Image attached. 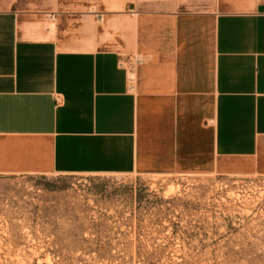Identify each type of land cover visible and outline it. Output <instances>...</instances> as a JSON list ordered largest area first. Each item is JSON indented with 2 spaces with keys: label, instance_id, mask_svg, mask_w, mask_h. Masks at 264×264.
I'll use <instances>...</instances> for the list:
<instances>
[{
  "label": "crops",
  "instance_id": "crops-1",
  "mask_svg": "<svg viewBox=\"0 0 264 264\" xmlns=\"http://www.w3.org/2000/svg\"><path fill=\"white\" fill-rule=\"evenodd\" d=\"M221 1L102 0L51 35L0 8V177L264 175V0Z\"/></svg>",
  "mask_w": 264,
  "mask_h": 264
},
{
  "label": "rangeland",
  "instance_id": "rangeland-1",
  "mask_svg": "<svg viewBox=\"0 0 264 264\" xmlns=\"http://www.w3.org/2000/svg\"><path fill=\"white\" fill-rule=\"evenodd\" d=\"M101 2L0 0V8L51 35ZM122 2L135 13L228 9L221 0ZM0 264H264V175L0 177Z\"/></svg>",
  "mask_w": 264,
  "mask_h": 264
},
{
  "label": "built area",
  "instance_id": "built-area-1",
  "mask_svg": "<svg viewBox=\"0 0 264 264\" xmlns=\"http://www.w3.org/2000/svg\"><path fill=\"white\" fill-rule=\"evenodd\" d=\"M57 17L56 13H52L50 15V18L52 20H55ZM142 59L140 56H135L134 59H131L130 62H129V66H128V82H129V86H130V89L131 90H134L135 88V84H136V80H137V77H136V67L138 65L139 62H141Z\"/></svg>",
  "mask_w": 264,
  "mask_h": 264
}]
</instances>
